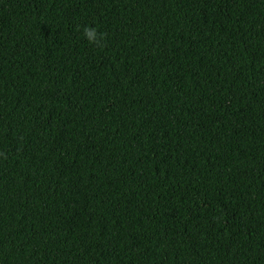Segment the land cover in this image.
<instances>
[{
    "label": "trees",
    "instance_id": "trees-1",
    "mask_svg": "<svg viewBox=\"0 0 264 264\" xmlns=\"http://www.w3.org/2000/svg\"><path fill=\"white\" fill-rule=\"evenodd\" d=\"M0 264H264V0H0Z\"/></svg>",
    "mask_w": 264,
    "mask_h": 264
},
{
    "label": "clouds",
    "instance_id": "clouds-1",
    "mask_svg": "<svg viewBox=\"0 0 264 264\" xmlns=\"http://www.w3.org/2000/svg\"><path fill=\"white\" fill-rule=\"evenodd\" d=\"M81 30V26H77V31ZM82 33L84 38L88 41L90 45H95L97 47H104L103 41L107 38V33H102L98 28L94 26H83ZM6 158V157H5Z\"/></svg>",
    "mask_w": 264,
    "mask_h": 264
}]
</instances>
